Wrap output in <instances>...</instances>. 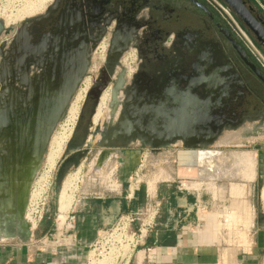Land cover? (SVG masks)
I'll use <instances>...</instances> for the list:
<instances>
[{
  "label": "water",
  "instance_id": "95a60500",
  "mask_svg": "<svg viewBox=\"0 0 264 264\" xmlns=\"http://www.w3.org/2000/svg\"><path fill=\"white\" fill-rule=\"evenodd\" d=\"M253 1L264 12V0ZM29 21L26 18L11 35V26L0 20V243L26 244L33 237L25 219L33 182L50 140L91 65L86 44L52 41L33 48ZM257 40L264 50V40ZM237 50L264 84L259 69L247 60L240 46ZM167 69L189 70L191 74L183 77L173 73L154 89L143 88L138 74L127 77L123 67L108 77L96 94L89 118L91 128L99 98L108 88V111L98 128H107L110 133L99 144L103 150L95 159L96 166L107 161L112 150L129 149L139 141L137 136L150 143L152 150L181 144L186 150L197 151L213 147L224 133L243 125L244 112L234 113L233 108L235 104L242 106L239 100L245 85L221 49L196 54L192 60L180 57ZM62 182L63 176L56 182L58 193Z\"/></svg>",
  "mask_w": 264,
  "mask_h": 264
},
{
  "label": "flooded vegetation",
  "instance_id": "af4514ba",
  "mask_svg": "<svg viewBox=\"0 0 264 264\" xmlns=\"http://www.w3.org/2000/svg\"><path fill=\"white\" fill-rule=\"evenodd\" d=\"M27 18L31 22L29 38L33 48L52 41L67 45L86 44L91 63L99 59L98 55L104 48V59L90 83L58 164L54 188L59 176L66 175L81 158L86 160L90 156L86 149L88 141L84 144V140L90 129L89 118L96 94L119 67L125 68L123 60L131 54L134 56L130 63L133 67L131 75L138 74L143 88L154 89L165 84V79L173 73L183 77L191 74L189 70L171 72L167 69L178 58L192 60L196 54L221 49L233 63L246 89L239 100L242 106L235 104L233 108L234 113L244 112L240 128L248 129L246 136L255 137L264 127V84L237 50L240 46L247 60L264 77V63L255 52L258 51L264 59V50L257 40L258 37L264 40V13L253 0H51L40 13ZM25 19L11 26V35L19 31ZM83 123H86L85 130L78 136ZM100 129L97 127L94 132L100 137L96 159L103 150L100 142L107 140L110 133L107 128ZM135 139L139 140L135 142V151L143 147L151 149L145 139L139 136ZM112 151L110 158L117 159L124 150ZM254 221L258 222L256 218Z\"/></svg>",
  "mask_w": 264,
  "mask_h": 264
},
{
  "label": "crops",
  "instance_id": "0c3cea01",
  "mask_svg": "<svg viewBox=\"0 0 264 264\" xmlns=\"http://www.w3.org/2000/svg\"><path fill=\"white\" fill-rule=\"evenodd\" d=\"M247 131L248 129L240 128L227 133L241 136L246 143L251 140L252 144L253 142L264 144V127L255 137L246 136ZM135 148L136 144H131L129 149L122 151V155H118L119 168L124 172L116 181V189L105 187L96 192L79 193L77 201L73 203L69 212L73 220L69 223L65 221L61 226L54 224V233L51 236L37 237L34 233L26 244L17 241L0 243V264H87L90 250L99 234L109 231L121 215L142 209L149 203L147 197L149 188L145 185H143L144 201L141 206H138L137 200L130 202L126 199L129 189L126 190L124 185L131 179L134 170L131 167L128 169L127 164L132 165ZM199 151L186 150L178 144L156 150V156L163 157L164 164L171 160L173 166L170 171H162L161 175L154 178L156 183L154 190L150 192L160 204L154 227L149 233L153 238L151 248L155 250V258L152 262L147 261L146 256L140 253L145 248H140L137 249L135 260L131 261V256L129 264H219L220 250L216 243L217 239L210 236L207 226L213 220L209 210L214 206L221 207L222 200L218 196L219 189L213 185L207 187L199 177V167L210 155L201 154ZM206 151L215 154L213 159L221 156L217 145ZM253 151V154L249 153L253 155L255 164L264 163V147H257ZM227 161L228 159L224 160ZM211 163L214 165L217 162L211 161ZM221 166L216 165L214 168L219 169ZM234 167L236 168L233 171L238 173L247 184L231 185L230 194L241 201V207L224 216V227L229 233H233L232 231L236 233L237 250L240 249L239 246L250 249L249 252L244 253L245 257H242L238 264H256L259 249L264 246L258 243L259 236L251 243L248 239L247 233L254 222V210L250 211L247 208L246 200L251 197L255 180L257 177L260 178V173L255 175L254 167V175L249 179L245 177L250 173L249 166ZM213 180L215 181L214 177L210 175L208 181ZM118 184L121 185L120 188ZM239 226L242 232H238ZM233 253L225 251L221 256L222 262L236 264V252Z\"/></svg>",
  "mask_w": 264,
  "mask_h": 264
},
{
  "label": "rangeland",
  "instance_id": "374dc122",
  "mask_svg": "<svg viewBox=\"0 0 264 264\" xmlns=\"http://www.w3.org/2000/svg\"><path fill=\"white\" fill-rule=\"evenodd\" d=\"M40 1L41 0H0V20L4 22L5 26H14L16 24H19L23 19L40 13L51 0H44L43 5L40 7L41 9L39 8L36 9L37 3H39ZM7 17H11L12 22L7 23L6 22ZM99 55H98L99 59H97L96 61H92L88 75L85 77L81 86L77 90V93L75 94L69 106V109L64 119L61 122L60 130H57L56 132H54L50 140L49 146L51 145V147L48 146V150L45 155L41 170L39 171V173L37 174L33 182L30 196H29V202H28L26 213H25V219L29 223V225L30 223L32 222L35 223L36 221V218L39 213L38 206L40 205L43 199L44 192L48 193V201L46 205L44 206L46 211L45 209H43L42 211L41 220L43 218V215L48 211L47 209L51 201V203L53 205L55 204L57 208L55 219H54V224H57L58 226H61L63 224L64 221L63 222L60 221L59 201H60V196L62 194V191L64 189V185L67 182L66 180L71 181V186L68 188L70 204L68 205L66 212L63 214L64 217H66V215L71 211L72 205L75 201H77L78 199L77 196L79 193L89 192V191L96 192V191H99V189H102L105 187L108 189L117 188L116 181L121 177L122 170H123L119 168L120 161H118L115 158L109 157V159L103 162V164H101L100 166H96V162H95L96 161L95 154L99 150L98 145H97L99 135H96L95 133H96L97 127H99L101 123L104 121L107 111H108L107 102H109V98H110V92H109L110 90L108 88L101 94L98 104L95 108L94 115H93V119H92V121L94 122V123L92 122L93 126H91V128L87 130L86 132L87 135L85 137L84 144L88 141L86 143L87 144L86 149L90 151V156L86 158V160L81 158V161L78 163L77 166L67 171L66 175H64L65 177L63 176V182L61 184L59 193L57 189L53 187V185L49 186V184H52L54 180L58 164L62 159L64 148L68 144L67 141L71 137V134L76 124L78 115L85 101V97L87 95L88 89L91 85L90 83L92 82L94 76L96 75V72L98 71V68L100 67L104 59L103 57L104 48ZM133 59H134V56L133 54H131L126 59L123 60V65L125 64L124 67L126 68L127 73H128L127 77H129L133 72V67L130 64L133 61ZM75 106L76 108H78L76 109L77 118L72 116L73 115L72 109H74ZM96 111L98 113V117L95 121L94 117L97 114ZM85 127H86V123H83L79 127L78 136H80L83 133V131L85 130ZM134 144H137V143H134ZM178 145L179 147H181L180 146L181 144H178ZM215 145H217V149L221 153L220 154L221 156H219V158L217 159L216 158L213 159L215 154L206 151L209 148L206 150L204 149V150L199 151L201 154H210L209 158H207L206 160H203V163L199 167V177L200 179L202 178L203 180L202 183L207 184V187H210L211 185H213L214 187L218 188L219 189L218 196L220 197L219 199L222 200L220 204L221 207L214 206L209 210L210 217L213 220L207 226L208 233L211 234L210 236L212 238L217 239L216 243L220 250L219 264H224L221 260V256L224 255L225 251H229L230 253H233V251H235L236 252L235 262L236 264H238L241 261V259H243L242 257H245L244 253L249 252L250 249L248 248L244 249L239 246L240 249L237 250L236 247H237L238 239H237L236 233H234V231H232L233 233H229V230L224 227V224H225L224 216L230 215V213L235 211L236 208L241 207V203H240L241 201L234 198L230 194L231 185L232 184H243V183L246 185L247 182L242 180L241 176L235 171H233L234 168L236 167H234L235 165L233 166L234 162H232V157L230 156L234 153H243V152H252L253 154L254 152L253 150H255V148L257 147L263 148L264 144H261V143L258 144L256 142H253L252 144L251 140H248V142L246 143V140L243 139L241 136L231 135L226 132L215 143ZM169 149L172 150V148H169ZM122 153L123 152L121 151L119 155H122ZM134 153H135V158L131 161L132 165L127 164V167L128 169L129 167H131L132 170L134 169L133 172L138 171V181L140 185H145L148 187L149 180H152L156 176L161 175L162 171H170L172 169L173 164L171 163V160H168L164 164L163 157L156 156L155 152H152L149 147H143L139 151H134ZM225 159H228V161L224 162ZM211 161H213V163L217 162L215 164L218 166L220 165L222 166L219 169H215L214 167L216 165L215 164L212 165ZM259 163L260 162H257L255 164L256 165L255 175L260 173L259 175L260 178L258 177L256 178L254 191L252 192L251 197L248 200H246V202H247V208H249L250 211H252V209L254 210V213H253L254 218H256L257 221L260 223L258 224V222L256 223L255 221L252 222V225L247 235H248V239L250 243L254 241L255 237L259 236L258 243L261 246H264V195L262 196V191L264 189V163H260V164ZM111 173L113 177L111 176ZM210 175L214 177L215 181L214 180L212 182L208 181V178L210 177ZM48 187H49V190H47ZM149 194L151 197L154 196L150 192ZM215 218L217 220H214ZM39 224L37 225L36 229L35 227L32 229V230L35 229L34 233L37 232ZM220 224L222 226H220ZM116 228L118 229L115 230ZM238 232H242V228L240 226L238 228ZM119 234H120L119 227H116V224H115L113 228H111L104 235L103 240H101V242L96 246L95 251L90 254L89 264L92 259L102 260L103 258H104L103 263L104 261L106 262L112 258V260H109L111 262H108V263L114 264L115 262L114 257L117 256L116 252L120 248ZM255 244L257 245V243ZM127 245L128 246L125 252H120V256L116 260L117 264H123L129 254L132 256L131 261L135 260V255H137V250L133 251L132 245L131 244L130 245L127 244ZM121 253H124L125 255L123 256L121 255ZM108 254L110 255L108 256ZM105 258H108V260H106ZM256 264H264V247L259 249Z\"/></svg>",
  "mask_w": 264,
  "mask_h": 264
},
{
  "label": "built area",
  "instance_id": "2783aa9c",
  "mask_svg": "<svg viewBox=\"0 0 264 264\" xmlns=\"http://www.w3.org/2000/svg\"><path fill=\"white\" fill-rule=\"evenodd\" d=\"M60 126H61V123L57 126L55 132L57 130H60V128H61ZM69 139H68V141H69ZM127 184H128L127 187L129 189V194L126 195V199L131 200L133 192L135 190L138 191L139 187H140V183L138 181V171L133 172V176L127 182ZM51 185L52 184H49V186H51ZM118 186H119V188L121 187L120 184H118ZM47 190H49V187ZM147 197L149 198V203H147V205L144 208L136 210V211H131V212H128L126 214L121 215L115 223L116 227H119L120 241L125 245L131 244L133 251L137 250L140 247V245L143 244L144 240L146 239V237L148 236L150 231L153 229L155 218H156L158 211H159L160 204L155 199V197L154 196L151 197L150 194L147 195ZM47 199H48V193L44 192L43 193V199H42L40 205L38 206L40 216H39V219L37 221V225L41 221L42 211H43V209H45L44 206L47 203ZM69 215H70L69 213L66 215L63 224L65 223V221H68V223H69L73 220V217H71V215L70 216ZM37 225H36V227H37ZM117 229L118 228H116L115 230H117ZM34 230H33V232H34ZM107 232L108 231L102 232L101 234H99L97 236V241L90 250L87 264H89V261H90V254L95 251L96 246L101 242V240H103L104 235ZM140 253L142 255L146 256L147 261H151V262L154 261V258H155L154 248H145V249L141 250ZM130 258H131V255L129 254L127 257V259H128L127 264H129Z\"/></svg>",
  "mask_w": 264,
  "mask_h": 264
},
{
  "label": "bare ground",
  "instance_id": "6f19581e",
  "mask_svg": "<svg viewBox=\"0 0 264 264\" xmlns=\"http://www.w3.org/2000/svg\"><path fill=\"white\" fill-rule=\"evenodd\" d=\"M43 2H44V0H41L39 3H37V6H36V9L37 8H39V9H41L40 7L43 5ZM33 9V8H32ZM31 9V10H32ZM35 9V8H34ZM35 9V10H36ZM6 22L7 23H10V22H12V19H11V17H7V20H6ZM103 50V49H102ZM100 56V55H99ZM125 65V64H124ZM128 66V65H127ZM129 67V66H128ZM127 67V68H128ZM129 70V69H128ZM131 71V70H130ZM131 73V72H130ZM128 74V73H127ZM110 92V91H109ZM108 96V95H107ZM105 98V97H104ZM102 99V98H101ZM80 100V99H79ZM78 100V101H79ZM77 101V100H76ZM108 103V102H107ZM76 105H78V104H76ZM102 105V104H101ZM76 109H78V108H76V106L74 107V109H72L73 110V117H75V118H77V110ZM71 112V111H70ZM96 113H97V111H96ZM97 117H98V113L95 115V117H94V119H95V121H96V119H97ZM93 119V118H92ZM99 120V119H98ZM97 120V121H98ZM73 122V121H72ZM93 122V121H92ZM94 123V122H93ZM96 124V123H95ZM72 128H73V126H72ZM72 130V129H71ZM64 131V130H63ZM70 131V130H69ZM68 131V132H69ZM71 132V131H70ZM65 138V137H64ZM56 142V141H55ZM49 147H51V145L49 146ZM205 155V154H204ZM52 157V156H51ZM50 157V158H51ZM199 157V156H198ZM231 157V156H230ZM53 158V157H52ZM203 158H205V157H203ZM232 158H233V162H234V165H242L244 168H246V167H248L249 166V170H250V173H249V175L247 174V176L245 175V177H247V178H249V179H251L253 176L252 175H254V167H255V159H254V157H253V155L251 154V153H249V152H243V153H234V154H232ZM48 159V158H47ZM52 160V159H51ZM53 161V160H52ZM201 163V162H200ZM51 164H52V162H51ZM50 166V165H49ZM48 166V167H49ZM48 171V170H47ZM249 172V171H248ZM111 176H112V173H111ZM72 179V178H71ZM161 179V178H160ZM73 180V179H72ZM114 180V179H113ZM159 180V179H158ZM67 182L65 183V185H64V189H63V191H62V194H61V196H60V201H59V213H60V221H64L65 220V217H64V213L66 212V210H67V208H68V205L70 204L69 203V195H68V188L71 186V181L69 180H66ZM105 182H107V181H105ZM109 182V181H108ZM111 182V181H110ZM114 183V182H113ZM155 179H153V180H151V181H149L148 182V188H149V192H152L153 190H154V186H155ZM236 185V184H235ZM235 185H233V186H235ZM242 185V184H241ZM114 186V185H113ZM194 186V185H193ZM232 186V187H233ZM73 188H75V187H73ZM72 188V189H73ZM234 188V187H233ZM232 188V189H233ZM238 188V187H237ZM70 191V190H69ZM235 191V190H234ZM231 193H232V191H231ZM234 193V192H233ZM37 194V193H36ZM232 195H234V194H232ZM264 195V189H263V191H262V196ZM243 196V195H242ZM238 197V196H237ZM241 197V196H240ZM39 216H40V212L38 213V216H37V218H36V221H35V223L34 222H32V223H30V226H31V229H33L34 227L36 228V225H37V221H38V219H39ZM28 217V216H27ZM29 218V217H28ZM30 221V220H29ZM234 221V220H233ZM243 224H244V222H243ZM244 239H246V238H244ZM248 241V240H247ZM119 242H120V248L118 249V251L116 252L117 253V256L116 257H114L115 258V262H114V264H117L116 263V260H117V258L120 256V252H125V250L127 249V245H124L120 240H119ZM244 243V242H243ZM242 243V244H243ZM248 243H249V241H248ZM250 244V243H249ZM110 254H108V256H109ZM121 255H125L124 253H121ZM106 260H108V258H105ZM103 260H104V258L102 259V260H97V259H92L91 260V262H90V264H107L108 262H111V261H109V260H112V258L111 259H109L108 261H104V263H103ZM128 263V259H126L125 260V262L123 263V264H127ZM109 264V263H108ZM112 264V263H111Z\"/></svg>",
  "mask_w": 264,
  "mask_h": 264
},
{
  "label": "trees",
  "instance_id": "16d2710c",
  "mask_svg": "<svg viewBox=\"0 0 264 264\" xmlns=\"http://www.w3.org/2000/svg\"><path fill=\"white\" fill-rule=\"evenodd\" d=\"M61 176H59L60 178ZM57 182V181H56ZM127 183L124 185L126 190L128 189ZM56 188V186H55ZM137 200L138 206H141L144 201V186L140 185L139 190L134 192L130 202ZM48 211L43 215V218L38 226V230L36 232L37 237H43L46 235H50L54 233V219L56 215V205L52 204L50 201ZM153 246V238L152 235L149 234L146 239L144 240L143 244L140 245L139 248H151ZM131 264V263H130Z\"/></svg>",
  "mask_w": 264,
  "mask_h": 264
}]
</instances>
